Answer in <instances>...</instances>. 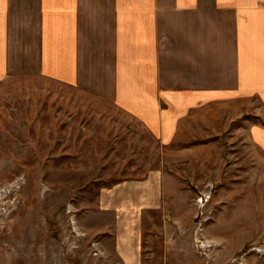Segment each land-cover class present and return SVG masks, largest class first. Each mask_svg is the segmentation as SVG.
Wrapping results in <instances>:
<instances>
[{
  "label": "rangeland",
  "instance_id": "obj_1",
  "mask_svg": "<svg viewBox=\"0 0 264 264\" xmlns=\"http://www.w3.org/2000/svg\"><path fill=\"white\" fill-rule=\"evenodd\" d=\"M185 115L163 136L75 87L0 79V264H264V106Z\"/></svg>",
  "mask_w": 264,
  "mask_h": 264
},
{
  "label": "crops",
  "instance_id": "obj_2",
  "mask_svg": "<svg viewBox=\"0 0 264 264\" xmlns=\"http://www.w3.org/2000/svg\"><path fill=\"white\" fill-rule=\"evenodd\" d=\"M6 76L89 92L164 136L214 101L264 106V0H0ZM250 133L264 150V125Z\"/></svg>",
  "mask_w": 264,
  "mask_h": 264
},
{
  "label": "bare ground",
  "instance_id": "obj_3",
  "mask_svg": "<svg viewBox=\"0 0 264 264\" xmlns=\"http://www.w3.org/2000/svg\"><path fill=\"white\" fill-rule=\"evenodd\" d=\"M2 191H4V190H0V192H2ZM73 221V220H72ZM75 224V223H74ZM76 229V228H75Z\"/></svg>",
  "mask_w": 264,
  "mask_h": 264
}]
</instances>
